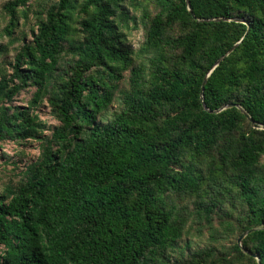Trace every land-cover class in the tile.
Instances as JSON below:
<instances>
[{
    "label": "trees",
    "instance_id": "16d2710c",
    "mask_svg": "<svg viewBox=\"0 0 264 264\" xmlns=\"http://www.w3.org/2000/svg\"><path fill=\"white\" fill-rule=\"evenodd\" d=\"M151 1L55 0L0 66V141L40 142L0 192V264H264V0ZM189 221L210 244L175 257Z\"/></svg>",
    "mask_w": 264,
    "mask_h": 264
},
{
    "label": "rangeland",
    "instance_id": "374dc122",
    "mask_svg": "<svg viewBox=\"0 0 264 264\" xmlns=\"http://www.w3.org/2000/svg\"><path fill=\"white\" fill-rule=\"evenodd\" d=\"M11 0H0V47H6V50L0 55V66L11 74L10 63H13L15 55L18 53L20 47L31 41L32 30H36V18L37 14L44 8L48 7L55 0H29L27 3L28 10L26 18L20 17L17 23V27L13 30L10 36L5 32V28L8 25V16L3 10V6ZM143 4L147 5L151 14L154 12L153 2L151 0H138ZM131 15L135 14L139 16V11L134 10L131 6L126 3ZM127 34V40L133 49H137L140 45L144 31L143 28L131 29L125 31ZM127 75L125 74L124 80L120 82V89L126 86ZM34 89H27L19 93L14 101L11 103L12 106L20 107L24 110L30 101H32ZM8 105V104H6ZM117 107V103L114 104L113 109ZM30 114L37 115L38 118L46 124L48 127L55 126L57 123L50 115V109L47 107L46 101L33 106L29 111ZM49 134V132H45ZM40 142L28 140L26 142H12V141H0V192H3L7 187L17 186L23 179V172L25 167L31 162L35 161L39 155ZM187 203V200L181 204ZM191 208V206H190ZM214 226L219 229L217 219H214ZM182 239L179 242L180 249L175 254L178 257L186 245H189L191 250L203 248L209 245L208 233L205 229L198 231L197 226L189 221ZM239 234L236 233L231 235L229 239L218 240L217 244L229 246L230 244L237 241ZM185 253V252H184Z\"/></svg>",
    "mask_w": 264,
    "mask_h": 264
},
{
    "label": "water",
    "instance_id": "95a60500",
    "mask_svg": "<svg viewBox=\"0 0 264 264\" xmlns=\"http://www.w3.org/2000/svg\"><path fill=\"white\" fill-rule=\"evenodd\" d=\"M185 3H186V7H187V10L189 11V13L193 16V14H192V12H191V9H190V4H189V0H185ZM249 30V27L247 26V31ZM234 49V47H232L224 56H222L221 58H219L216 62H215V64H214V66L209 70V72L206 74V76L204 77V80H203V83H202V86H201V89H200V99H201V101H202V105H203V107L205 108V105H204V103H203V98H202V93H203V89H204V85H205V83H206V80H207V77L209 76V74L213 71V69L216 67V66H218L219 65V63L227 56V55H229L231 52H232V50ZM242 111V110H241ZM243 112V111H242ZM244 113V115L248 118V120H250L251 121V119L247 116V114L245 113V112H243ZM252 122V121H251ZM253 231H255V229H251V230H248V231H245L244 233H242L240 236H239V238L237 239V244L238 245H240V242H241V240L247 235V234H249V233H251V232H253ZM250 256H252L253 258H255V260L257 261V263L258 264H260L259 263V257L257 256V255H253V254H249Z\"/></svg>",
    "mask_w": 264,
    "mask_h": 264
}]
</instances>
